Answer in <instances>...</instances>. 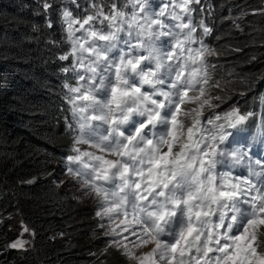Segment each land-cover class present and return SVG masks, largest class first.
Returning <instances> with one entry per match:
<instances>
[{
  "label": "snow or ice",
  "instance_id": "obj_1",
  "mask_svg": "<svg viewBox=\"0 0 264 264\" xmlns=\"http://www.w3.org/2000/svg\"><path fill=\"white\" fill-rule=\"evenodd\" d=\"M194 3L169 0L152 10L148 0H127L107 13L97 4L82 18L62 13L74 68L85 73L65 85L78 125L75 155L66 158L78 167L67 171L100 198L106 235L123 237L112 242L137 264H264V162L238 138L254 113L233 107L202 119L218 107L209 87L220 82L210 85L207 57L217 53L196 36L197 27L212 30L193 24ZM162 37L171 38L168 47ZM232 165L247 175L225 170ZM125 232L137 237L134 248L154 247L137 257Z\"/></svg>",
  "mask_w": 264,
  "mask_h": 264
},
{
  "label": "trees",
  "instance_id": "obj_2",
  "mask_svg": "<svg viewBox=\"0 0 264 264\" xmlns=\"http://www.w3.org/2000/svg\"><path fill=\"white\" fill-rule=\"evenodd\" d=\"M214 1L204 24L220 82L211 96L221 100L210 110L256 108L264 94V0ZM75 2L85 13L117 0ZM60 16L56 0H0V264H128L99 228L95 194L77 199L57 183L66 144L61 70L73 68ZM25 227L27 247L2 254Z\"/></svg>",
  "mask_w": 264,
  "mask_h": 264
},
{
  "label": "rangeland",
  "instance_id": "obj_3",
  "mask_svg": "<svg viewBox=\"0 0 264 264\" xmlns=\"http://www.w3.org/2000/svg\"><path fill=\"white\" fill-rule=\"evenodd\" d=\"M259 157H260L259 155L255 154L252 158L255 160V159H258ZM57 183H58V186H62V187L67 188V190L69 192L73 193L75 198H77V199L80 198L81 200H85L86 199V197H83V195L81 194V193H83V194H85V193L81 190L80 187L75 186L71 180H69V179H67L65 177H61L60 175H58L57 176ZM91 193H93V192H91ZM85 196H87V195L85 194ZM95 198H96V195H95ZM25 233L26 232L24 231V232L21 233V235H23L25 237ZM17 240L26 241V243L24 244L23 247H27V244H28L27 240H25L23 238H18ZM10 248H11V246H8L6 251H4L3 253H6L7 251H9ZM118 250L120 252H124L125 251L124 248H122V247L118 248ZM130 263H133V260L130 259Z\"/></svg>",
  "mask_w": 264,
  "mask_h": 264
},
{
  "label": "bare ground",
  "instance_id": "obj_4",
  "mask_svg": "<svg viewBox=\"0 0 264 264\" xmlns=\"http://www.w3.org/2000/svg\"><path fill=\"white\" fill-rule=\"evenodd\" d=\"M66 124V123H65Z\"/></svg>",
  "mask_w": 264,
  "mask_h": 264
}]
</instances>
